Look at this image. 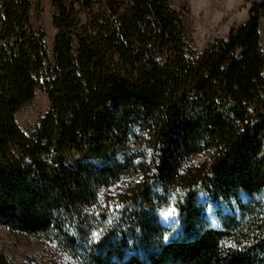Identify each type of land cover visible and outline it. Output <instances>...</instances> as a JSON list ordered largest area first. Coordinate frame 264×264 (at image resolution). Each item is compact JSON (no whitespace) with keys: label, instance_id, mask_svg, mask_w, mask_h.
Here are the masks:
<instances>
[{"label":"trees","instance_id":"trees-1","mask_svg":"<svg viewBox=\"0 0 264 264\" xmlns=\"http://www.w3.org/2000/svg\"><path fill=\"white\" fill-rule=\"evenodd\" d=\"M52 1L49 64L33 0H0V225L74 264H264V0L202 53L171 0Z\"/></svg>","mask_w":264,"mask_h":264},{"label":"rangeland","instance_id":"rangeland-1","mask_svg":"<svg viewBox=\"0 0 264 264\" xmlns=\"http://www.w3.org/2000/svg\"><path fill=\"white\" fill-rule=\"evenodd\" d=\"M33 2L35 6L33 21L46 33V49L49 64H52L54 39L57 33L53 24L56 9L52 0H33ZM171 5L184 17L190 48L202 53L216 39L226 38L231 25L241 23L244 16L249 17L251 0H171ZM260 35L264 51V17L260 23ZM49 108L48 94L45 88H42L36 92L34 100L16 115L19 127L28 135L33 133ZM210 160L211 153H204L192 159L190 163L199 167ZM128 183L129 180L104 189L103 202L118 206L119 195ZM0 255L13 264H23L26 261H31L33 264H74L54 243L43 238L15 233L2 225H0Z\"/></svg>","mask_w":264,"mask_h":264},{"label":"snow or ice","instance_id":"snow-or-ice-1","mask_svg":"<svg viewBox=\"0 0 264 264\" xmlns=\"http://www.w3.org/2000/svg\"><path fill=\"white\" fill-rule=\"evenodd\" d=\"M174 212H175V209H171L165 215L166 216H171V215L174 214ZM93 236H94V238L98 239L99 238V233H94ZM165 239H167V237H165Z\"/></svg>","mask_w":264,"mask_h":264},{"label":"crops","instance_id":"crops-1","mask_svg":"<svg viewBox=\"0 0 264 264\" xmlns=\"http://www.w3.org/2000/svg\"><path fill=\"white\" fill-rule=\"evenodd\" d=\"M249 17H243V20L241 21V23H237L236 25H231V27H229V32L231 31L232 28H234L235 26L241 25L243 23H245L246 21H248ZM261 23V22H260Z\"/></svg>","mask_w":264,"mask_h":264}]
</instances>
